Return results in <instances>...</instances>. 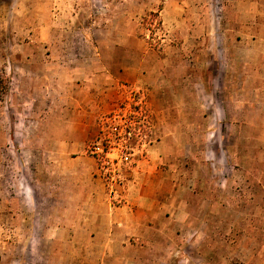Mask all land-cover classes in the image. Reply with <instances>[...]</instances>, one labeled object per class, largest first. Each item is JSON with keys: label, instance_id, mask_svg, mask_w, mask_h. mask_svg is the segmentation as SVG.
Masks as SVG:
<instances>
[{"label": "rangeland", "instance_id": "374dc122", "mask_svg": "<svg viewBox=\"0 0 264 264\" xmlns=\"http://www.w3.org/2000/svg\"><path fill=\"white\" fill-rule=\"evenodd\" d=\"M249 10L237 0H0L10 81L0 99V258L82 252L66 228L65 159L77 137L100 168L97 147L122 145L131 163L115 185L135 180L171 208L144 253L153 264H264V53L235 42L252 33ZM139 61L138 83L125 73L116 106L100 102L92 129L72 132V80L120 77L117 64Z\"/></svg>", "mask_w": 264, "mask_h": 264}, {"label": "crops", "instance_id": "0c3cea01", "mask_svg": "<svg viewBox=\"0 0 264 264\" xmlns=\"http://www.w3.org/2000/svg\"><path fill=\"white\" fill-rule=\"evenodd\" d=\"M237 2L250 8L252 33L236 36V45L245 46L246 51L256 49L259 53H264V0ZM212 54L215 60L222 58L218 50L213 49ZM114 68L118 70L120 77L116 75L110 78L105 74L104 79L94 80L84 76L80 81L72 80V132L81 128L87 131L92 129L100 102H104L105 109L116 106L120 96L117 90L125 73L132 76L133 83H138L142 75L140 61L137 64L128 62L127 65L122 62ZM182 77L188 84L187 70ZM214 77L213 75L211 79L214 80ZM155 145L150 144V150ZM68 154L65 161L70 167L65 171L70 176L68 180L72 188V224L66 228L71 230L68 242L72 246H80L82 252L79 256H39L38 263L34 261V256H6L10 259H4V256L2 259L5 263H2L106 264L107 260H120L125 264H153L154 256H144V253L148 254L156 244V233L162 227L166 232V221L171 224V208L166 210L158 206L154 197L138 191L140 183L135 180H129L122 186H112L104 176L97 159L87 155L86 139L72 137V152ZM144 159L147 161V158ZM141 160L138 158L137 163H142ZM135 172L138 176L141 173L135 168L132 176ZM169 230L171 238V229ZM52 257L59 259L52 260ZM163 257L164 264H189L191 257L200 260L205 256H180L179 260L173 256Z\"/></svg>", "mask_w": 264, "mask_h": 264}, {"label": "built area", "instance_id": "2783aa9c", "mask_svg": "<svg viewBox=\"0 0 264 264\" xmlns=\"http://www.w3.org/2000/svg\"><path fill=\"white\" fill-rule=\"evenodd\" d=\"M126 134L129 137L132 136L131 130L127 129ZM122 145H113L109 148H104L99 145L97 151L103 152L105 154V159L103 161L102 172L106 179L114 186L118 181L116 178L121 176L118 167L121 163H131V152H126L123 150ZM112 167H114L112 169ZM113 188V187H112Z\"/></svg>", "mask_w": 264, "mask_h": 264}, {"label": "trees", "instance_id": "16d2710c", "mask_svg": "<svg viewBox=\"0 0 264 264\" xmlns=\"http://www.w3.org/2000/svg\"><path fill=\"white\" fill-rule=\"evenodd\" d=\"M9 91H10V81L5 75L0 73V99L3 98L5 95H7ZM0 264H3L1 258H0Z\"/></svg>", "mask_w": 264, "mask_h": 264}]
</instances>
